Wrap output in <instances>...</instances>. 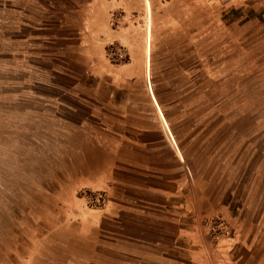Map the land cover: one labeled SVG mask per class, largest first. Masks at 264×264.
Returning a JSON list of instances; mask_svg holds the SVG:
<instances>
[{"label": "rangeland", "instance_id": "rangeland-1", "mask_svg": "<svg viewBox=\"0 0 264 264\" xmlns=\"http://www.w3.org/2000/svg\"><path fill=\"white\" fill-rule=\"evenodd\" d=\"M106 24L116 40L96 44L131 64L124 85L83 58L95 43L81 36ZM15 48L38 56L11 58ZM151 86L179 147L203 154L178 225L194 246L200 228L213 253L236 240L244 258L264 259V0H0V264L91 262L108 198L76 189L88 155L51 118H86L98 100L101 114L158 125Z\"/></svg>", "mask_w": 264, "mask_h": 264}, {"label": "crops", "instance_id": "crops-1", "mask_svg": "<svg viewBox=\"0 0 264 264\" xmlns=\"http://www.w3.org/2000/svg\"><path fill=\"white\" fill-rule=\"evenodd\" d=\"M25 9L28 10L29 6ZM24 27H30L27 20ZM100 27L97 34H84L79 38L82 42L95 43L87 46L83 58L99 70L100 76L114 77L117 84L124 85L125 81L134 77L131 64L119 67L106 58L105 44L102 49L96 43H106L116 38L106 31L102 32L108 27L107 24ZM38 28L42 26L38 24ZM19 49L9 50L11 58H24ZM24 52L26 60L30 59L28 56H38ZM150 57L149 36L146 61L148 79ZM100 89L99 84L94 88L95 92H100ZM151 93L158 110V125L155 119L152 122L139 118L131 121L130 111L125 115L127 119L122 115L119 120L114 119L112 114L109 116L107 111L101 114L97 109L98 100L89 104L90 114L86 118H51L56 125L54 129L58 133L66 131L73 138V146L79 148L82 155H88V168L80 170L84 179L78 182L76 189L101 192L108 198V205L106 201L100 212L98 226L92 229L96 237L90 239L95 247L90 250L91 262L80 264H264V259H257L255 250L250 248L244 250L248 259L244 258L242 250L236 246V240L220 244L218 252L213 253L201 236L200 228L201 242L194 246L190 239L192 229L178 225V220L184 216L178 213V209L186 187L190 189L193 200L188 172L198 167L203 154L196 148L179 147L180 137L172 134V129L178 130L171 124L175 119L166 115L169 111L166 112L164 107L162 109L152 86ZM109 103H104L105 108L118 107L112 100ZM123 107L121 105L120 108ZM130 132L132 136L128 134ZM169 139L172 140L170 145L165 142L168 143ZM73 155H77V150ZM195 212L199 213L196 208ZM106 219L117 220L120 226L102 225Z\"/></svg>", "mask_w": 264, "mask_h": 264}]
</instances>
